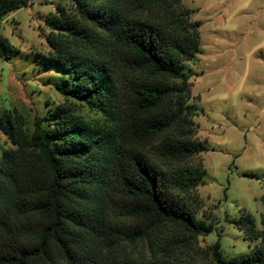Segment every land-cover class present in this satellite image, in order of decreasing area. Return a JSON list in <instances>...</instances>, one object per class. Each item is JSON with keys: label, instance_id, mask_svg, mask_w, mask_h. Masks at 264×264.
Instances as JSON below:
<instances>
[{"label": "trees", "instance_id": "trees-1", "mask_svg": "<svg viewBox=\"0 0 264 264\" xmlns=\"http://www.w3.org/2000/svg\"><path fill=\"white\" fill-rule=\"evenodd\" d=\"M33 0H0V24ZM184 0H71L46 19L44 61L64 79L59 93L99 113L93 122L73 105L51 108L28 132L7 111L1 130L14 148L0 154V264L138 263L118 247L177 229L189 237L214 227L198 217L194 193L204 183L207 148L198 138L192 76L200 22ZM14 50L0 36V60ZM248 255L214 264H264V235L246 215Z\"/></svg>", "mask_w": 264, "mask_h": 264}, {"label": "rangeland", "instance_id": "rangeland-1", "mask_svg": "<svg viewBox=\"0 0 264 264\" xmlns=\"http://www.w3.org/2000/svg\"><path fill=\"white\" fill-rule=\"evenodd\" d=\"M59 3L71 6V0H33L0 24V36L14 50L0 60V154L14 148L1 130L7 111L20 114L30 133L36 118L61 105L72 104L89 122L102 118L81 102L67 101L57 90L64 74L43 59L50 52L46 19ZM184 6L193 11L192 21L202 24L200 52L186 68L198 108V138L207 148L195 159L206 175L194 205L214 229L191 238L166 228L118 247L120 257L138 263L214 264L210 249L217 242L226 260L242 258L262 244L246 239L239 228L246 215L264 235V0H184Z\"/></svg>", "mask_w": 264, "mask_h": 264}]
</instances>
